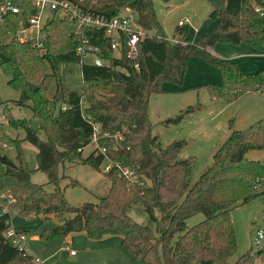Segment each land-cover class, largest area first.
Returning a JSON list of instances; mask_svg holds the SVG:
<instances>
[{
	"label": "trees",
	"instance_id": "1",
	"mask_svg": "<svg viewBox=\"0 0 264 264\" xmlns=\"http://www.w3.org/2000/svg\"><path fill=\"white\" fill-rule=\"evenodd\" d=\"M73 1L84 10L106 17L129 9L136 14L137 24L153 34L140 44L136 69L123 44L120 56L115 57L103 31L82 29L77 19L54 13L43 27L41 47L35 40L12 37L18 30L16 15H9L0 24V68L9 77L8 84L21 92L16 104L30 102L37 129L45 135L42 139L26 119L14 118L4 108V119L14 128H22L25 136L14 139L0 127V264H32V255L5 237L10 210L21 217L40 215L42 222L57 217L59 223L40 232L45 239L73 232L92 240L118 237L142 264H264V247L251 248L230 261L237 248L231 211L236 204L260 196L252 182L264 178V162L249 159L246 153L264 150V118L246 129L233 130L214 153L209 167L190 186L193 163L178 159L184 140L163 145L152 134L148 112L150 95L162 92L164 81L182 83L191 55L219 66L221 82L207 87L212 99L230 102L247 91L263 92L264 68L246 74L236 64L214 57L208 47L217 42H244L264 52V15L255 11V4L264 8V2L218 0L210 13L217 18L213 29L193 41L183 38L181 32L178 41L172 42L164 35L153 0ZM82 32L101 48L103 65L80 62L75 48ZM7 35L9 39L3 41ZM66 61L80 62L79 92L67 89L57 71V63ZM28 82L37 89L31 91ZM52 85L54 95L48 99L45 93ZM188 112L189 109L181 111L164 122L179 121ZM91 123L100 124V131L109 136L98 139L99 148L105 149L103 153L95 148L83 157L82 150L93 133ZM24 140L37 148V169L46 173L48 182L55 186L53 191L31 181L21 150ZM8 147L16 149L15 161L5 154ZM106 159L131 168L135 177H125L115 165L104 171ZM75 160L94 167L107 178L108 191L98 197L97 203H67L59 186L58 167ZM76 183L70 181L71 185ZM134 204L142 205L149 214L156 237L150 225L129 216ZM197 213H203L205 218L186 227L185 220Z\"/></svg>",
	"mask_w": 264,
	"mask_h": 264
},
{
	"label": "rangeland",
	"instance_id": "2",
	"mask_svg": "<svg viewBox=\"0 0 264 264\" xmlns=\"http://www.w3.org/2000/svg\"><path fill=\"white\" fill-rule=\"evenodd\" d=\"M217 2L218 0H153V6L166 38L173 39L182 32L183 38L193 41L215 27L217 18L211 17L210 13ZM255 6L262 8L257 4ZM121 12L127 11L123 9ZM132 13L135 22L136 14ZM185 18L188 21L178 25V22L184 21ZM8 39L9 35L3 41ZM208 50L214 57L236 64L246 74L264 68V52L244 42L237 44L217 42L208 47ZM57 71L67 89L77 92L81 90L80 62H58ZM8 78L0 68V127L12 138L22 139L25 131L7 123L3 117L4 108L6 107L14 118L26 119L34 129H37V122L33 118L29 101L23 105L16 104L21 92L8 84ZM220 82L221 73L218 65L202 56L191 55L182 83L164 81L161 84L162 92L151 94L149 98L148 112L152 134L156 135L163 145L175 140H184L178 159H190L193 163L190 186L209 167L214 153L233 130L246 129L255 121L264 118V91H247L230 102L212 99L207 87ZM54 91L55 85H52L45 93L46 98L52 99ZM186 109L190 112L179 121L164 122ZM37 133L45 139L42 131L37 129ZM21 150L31 171V181L42 184L47 191H53L55 186L48 182L46 173L37 169V148L24 140L21 142ZM91 150L93 145L88 144L83 148L82 156H87ZM4 152L9 158L16 160L17 152L14 147H8ZM246 157L264 162V150H249ZM58 171L59 186L71 206L97 203L98 197L108 191L109 182L105 175L80 160L64 162L59 165ZM71 180L77 183L71 185ZM128 214L133 220L150 225L156 237L155 223L142 205L134 204ZM9 215L10 227L27 230L25 247L33 257L43 260L44 264H142L140 259L132 257L121 245L118 237L92 240L83 233L73 232L66 236L55 235L45 239L40 237V232L43 228L59 223L57 217L52 216L47 222H42L40 215L21 217L13 210L9 211ZM71 215L73 214H66V217ZM155 215H159L157 210ZM231 216L237 241L236 251L230 257V261L233 262L251 248L255 249L252 239L256 230L264 226V201L257 197L246 203H238L233 207ZM204 218L203 213H197L188 217L185 225L190 227ZM177 235H174L173 240ZM70 251L74 252L73 255Z\"/></svg>",
	"mask_w": 264,
	"mask_h": 264
},
{
	"label": "built area",
	"instance_id": "3",
	"mask_svg": "<svg viewBox=\"0 0 264 264\" xmlns=\"http://www.w3.org/2000/svg\"><path fill=\"white\" fill-rule=\"evenodd\" d=\"M126 13L106 17L97 14L93 11L84 10L76 5L73 0H0V24L5 23V19L9 15H16L18 30L12 34V37L19 41L35 40L36 45L41 47V36L45 23L54 13L69 18L70 20H78L79 26L82 29L102 30L109 41L110 49L113 51L115 57L120 56V49L122 44L125 48L126 56L134 61V67L137 69L136 59L139 54L141 42L145 37L152 34L146 32L133 20V13L126 9ZM255 11L264 15V8L255 6ZM188 19L179 21L178 25H183ZM172 42L178 41V36L170 39ZM77 44L75 52L80 56L81 63H88L101 66L105 63L102 57L101 48L83 32L77 36ZM108 62V61H107ZM66 105H62V109H66ZM93 133L90 138L89 145H93V149L99 148L98 139L100 137H108L109 133L100 131V124L91 123ZM104 148H99L100 152H104ZM116 166L120 169L122 175L129 179L135 177L134 171L129 167H122L117 162L106 159L102 164L104 171H109L111 167ZM253 186L260 194V198L264 201V178H257L252 182ZM264 220V216H263ZM25 235L21 232H16L14 228L9 227L5 231L7 237L12 245L29 253L25 247ZM253 246L258 250L264 247V226H260L252 239ZM73 254V251H70ZM31 255V254H30ZM33 264H44V261L38 257L32 256Z\"/></svg>",
	"mask_w": 264,
	"mask_h": 264
},
{
	"label": "water",
	"instance_id": "4",
	"mask_svg": "<svg viewBox=\"0 0 264 264\" xmlns=\"http://www.w3.org/2000/svg\"><path fill=\"white\" fill-rule=\"evenodd\" d=\"M27 85L31 91H35L37 89V86L31 82H28Z\"/></svg>",
	"mask_w": 264,
	"mask_h": 264
},
{
	"label": "crops",
	"instance_id": "5",
	"mask_svg": "<svg viewBox=\"0 0 264 264\" xmlns=\"http://www.w3.org/2000/svg\"><path fill=\"white\" fill-rule=\"evenodd\" d=\"M71 255H73V254H71Z\"/></svg>",
	"mask_w": 264,
	"mask_h": 264
}]
</instances>
